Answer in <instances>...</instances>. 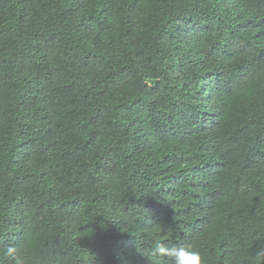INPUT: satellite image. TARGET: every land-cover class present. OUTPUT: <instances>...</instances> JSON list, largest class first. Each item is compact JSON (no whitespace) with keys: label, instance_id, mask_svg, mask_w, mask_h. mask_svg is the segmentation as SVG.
I'll use <instances>...</instances> for the list:
<instances>
[{"label":"trees","instance_id":"obj_1","mask_svg":"<svg viewBox=\"0 0 264 264\" xmlns=\"http://www.w3.org/2000/svg\"><path fill=\"white\" fill-rule=\"evenodd\" d=\"M0 226L28 264H256L264 0H0Z\"/></svg>","mask_w":264,"mask_h":264},{"label":"clouds","instance_id":"obj_2","mask_svg":"<svg viewBox=\"0 0 264 264\" xmlns=\"http://www.w3.org/2000/svg\"><path fill=\"white\" fill-rule=\"evenodd\" d=\"M6 236H8V229L0 226V242ZM147 258L151 264H165V261L167 264H205L201 252L187 243L169 245L159 242L149 250ZM5 260L10 261L11 264H28L22 246L18 243L5 244L0 247V264H4ZM254 260L256 264H264V247L257 248Z\"/></svg>","mask_w":264,"mask_h":264}]
</instances>
